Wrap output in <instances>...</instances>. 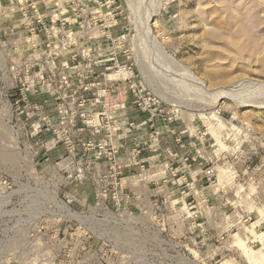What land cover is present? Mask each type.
Returning <instances> with one entry per match:
<instances>
[{
    "label": "rangeland",
    "instance_id": "1",
    "mask_svg": "<svg viewBox=\"0 0 264 264\" xmlns=\"http://www.w3.org/2000/svg\"><path fill=\"white\" fill-rule=\"evenodd\" d=\"M0 264H264V0H0Z\"/></svg>",
    "mask_w": 264,
    "mask_h": 264
},
{
    "label": "bare ground",
    "instance_id": "2",
    "mask_svg": "<svg viewBox=\"0 0 264 264\" xmlns=\"http://www.w3.org/2000/svg\"><path fill=\"white\" fill-rule=\"evenodd\" d=\"M222 97V96H221Z\"/></svg>",
    "mask_w": 264,
    "mask_h": 264
}]
</instances>
